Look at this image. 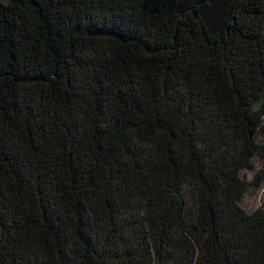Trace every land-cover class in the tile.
<instances>
[{"label":"trees","instance_id":"obj_1","mask_svg":"<svg viewBox=\"0 0 264 264\" xmlns=\"http://www.w3.org/2000/svg\"><path fill=\"white\" fill-rule=\"evenodd\" d=\"M263 119L264 0L0 1V264H264Z\"/></svg>","mask_w":264,"mask_h":264},{"label":"rangeland","instance_id":"obj_2","mask_svg":"<svg viewBox=\"0 0 264 264\" xmlns=\"http://www.w3.org/2000/svg\"><path fill=\"white\" fill-rule=\"evenodd\" d=\"M4 1V0H0ZM257 142L260 145H264V119L262 128L257 134ZM253 167L250 169H246L242 172V177L246 180H251L258 169L262 166V160L260 157H255L253 160ZM264 201V183L262 187L258 191H249L247 192L244 197L239 202L240 206L248 213L253 212L256 210Z\"/></svg>","mask_w":264,"mask_h":264}]
</instances>
